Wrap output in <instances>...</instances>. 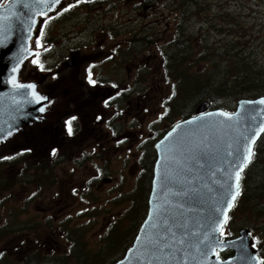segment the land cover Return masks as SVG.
<instances>
[{
  "label": "rangeland",
  "instance_id": "1",
  "mask_svg": "<svg viewBox=\"0 0 264 264\" xmlns=\"http://www.w3.org/2000/svg\"><path fill=\"white\" fill-rule=\"evenodd\" d=\"M95 1L88 0L91 10L87 13L81 1L66 0L64 6L68 3L72 8L61 12L63 6L52 15L50 18L55 20L54 23L47 30L48 34L40 38L46 20L43 21L34 43L38 53L43 54L42 58L39 63L37 53L23 71L26 81L43 77L41 90L48 96L62 99L61 94H66L65 97L71 100L59 101L56 111L49 114L50 119L46 121L51 131L56 130L57 147L64 149L66 162L51 172L49 169L39 172L35 178L41 181L31 183L15 181L21 162L0 168L4 177L0 189L1 232L9 226L11 229L16 226L30 229L2 235L0 264H26L28 256L37 258L34 264L55 263L71 248L70 242L64 238L66 224L82 230L87 249L105 248L103 239L106 233L128 211L125 195L136 190L141 147L148 139L164 136L163 132L169 129L170 121H165L163 116L165 103L173 92V82L167 81L161 70V46L174 38L180 15L164 7V0H102L104 5L94 8L98 3ZM192 11L187 26L195 32L193 44H201V50L204 48L203 53L194 48L196 56L201 54L213 59L217 55L222 58L237 55L256 62V68L264 72V0H200V8ZM150 34L158 41L150 50L146 49V53L128 63L124 54V60L110 66V61L117 58V48L125 49L135 35ZM232 44H236L235 49ZM103 54L105 58L95 61ZM72 55L81 59L76 77L72 69H63ZM143 67L150 71L147 81L141 82L149 86L148 93L145 97L131 98L130 106H124L127 108L124 116H119L122 111L117 112L110 102L113 96L129 90L135 81L134 74ZM102 78L108 84H101ZM79 92L83 99L73 101ZM62 110H71L72 119L84 126L80 129L78 123H73L74 135L69 141L62 135L65 134L62 127L68 114ZM96 118H115L116 122L127 118L128 123L123 126L116 123L121 136H112L96 125ZM60 129L64 130L61 135ZM80 131L86 134L82 136ZM11 146L5 149L10 151ZM83 152L89 159L74 162V157H82ZM7 153L0 155V160L6 158ZM36 155L40 160L41 156ZM103 158L111 162L104 172ZM48 177L54 182L51 187L47 184ZM247 192L248 202L254 209L249 206L242 212L240 208L232 226L235 229L245 224L244 228H251L255 234L256 244L264 246V174L248 178ZM120 225L117 242H124L133 232L128 233L127 221H121ZM107 258L111 259L106 254L104 261Z\"/></svg>",
  "mask_w": 264,
  "mask_h": 264
},
{
  "label": "water",
  "instance_id": "2",
  "mask_svg": "<svg viewBox=\"0 0 264 264\" xmlns=\"http://www.w3.org/2000/svg\"><path fill=\"white\" fill-rule=\"evenodd\" d=\"M65 2L0 0V155L9 151L5 149L9 145H24L28 136L46 130L47 116L56 111V104L69 100L66 94L57 99L42 91L43 77L26 81L22 76L39 52L34 43L40 24ZM80 64V57L72 55L63 69H72L76 77ZM261 100L264 97L242 99L233 113L210 110L204 102L193 117L177 122L156 142L147 216L133 244L115 264H259L248 229L231 239H223L222 231L238 199L231 209L226 207L235 190V171L244 162L249 142L255 140L254 153L264 133L260 132L264 126ZM227 251L233 255L219 257Z\"/></svg>",
  "mask_w": 264,
  "mask_h": 264
},
{
  "label": "trees",
  "instance_id": "3",
  "mask_svg": "<svg viewBox=\"0 0 264 264\" xmlns=\"http://www.w3.org/2000/svg\"><path fill=\"white\" fill-rule=\"evenodd\" d=\"M96 1L98 3L94 8L101 7L105 3V1L102 0ZM82 3L85 5L84 7L87 8V13L90 12L91 5L84 2ZM164 7L170 8L171 11L180 15V22L175 30L174 38L161 46V54L163 57V67L161 66V70L166 80L173 82V92L169 101L165 103L166 109L163 116L165 121H170L168 122L170 125L169 129L172 128L177 120H183L194 116L198 106L204 102H208L212 107L214 106L218 109L233 112L239 100L264 97V72L256 68V62L250 60L246 61L247 58H241L237 55H230L229 58H222L223 56L217 55L213 59L204 55L201 56V54L196 56L195 50L198 53H203L204 48L201 50V44H196V46L193 44L195 32L190 30L187 25L190 17L193 15L192 10L200 8V0H164ZM129 42L130 43L124 51L125 56L127 55L125 61L127 63L134 58L136 59L138 55L146 53L145 50H150L158 41L155 35L150 34L141 37H136L135 35ZM235 46L236 44H232L234 49ZM223 63H226L225 66H223ZM149 73L150 71L146 69V67L138 69L134 74L135 81L130 86L129 90L121 94L119 93L118 96H113L110 104L117 112L122 111V114H119V116H123L124 111L127 109L124 108L126 104L130 106L131 98L135 96H146L149 86L146 84L143 85L141 82L147 81L146 79ZM103 79L104 78H102L101 82L103 84H108V82ZM119 84L118 82L117 85ZM230 100H232L233 103H228ZM114 119L115 118H112L109 126L114 132L115 130L117 131L115 135L120 136L118 125L112 123ZM62 128L65 129V132L60 129L58 131L60 132L59 135H61L63 131L65 134L62 135L67 137L68 141L71 140L72 135H74L72 131L73 124ZM69 128L71 131H69ZM152 129L154 128L152 127ZM168 130H165L163 134ZM54 132H56V130L51 131L50 128H47L34 138V135L28 136L26 138L27 142L24 145L15 146V144H13L11 150L8 151L12 153L7 154L6 158L0 160V168L12 167L21 162V168L18 169L15 177L17 183L41 181L35 178L39 175V172L43 171L44 173L47 169L51 172V169L66 162L64 160L66 154L62 147H57V135ZM77 132L78 131H76V133ZM80 134L83 136L84 132H80ZM162 136L156 137L154 140L148 139L141 147L142 153L138 160L140 174L137 179L136 190L125 195L128 201L127 205H129L128 211L125 212L121 218L117 220L116 224L112 225L110 230L106 233V237L103 239L105 248L98 249L97 251L87 249L82 230L79 227L70 228L68 224H66L63 229L66 232L64 238L70 242L69 246H71V248L66 256L58 258V261L52 264H72V262L75 264H115L125 256L148 213V201L151 192L153 170L157 158L154 144L157 140L162 138ZM67 144L68 146H72L69 142H67ZM25 146L27 149H22ZM36 154L41 156L40 160H37L38 156ZM83 158L89 159V156L86 153L80 158L76 156L74 157V162L84 160ZM103 160L105 163L103 167L104 172L111 162L110 159L103 158ZM258 173L264 174V133L255 146L252 162L243 174L241 181V196L238 198L237 204L227 224V228L231 229V231L234 230V232H238L245 227V224H240L239 227L235 229H233L232 226L233 223H236V212L240 208L242 212L249 206L254 209V206L250 205L248 202V178L252 176L255 178V175ZM3 179V172L0 171V189L2 183H4ZM47 179L48 187L53 186L54 182L50 180V177ZM245 196L247 201L243 206L242 201ZM121 221L128 222V233L133 232V234H131L132 236H130L128 240L125 239L124 242H117L120 236L119 230ZM21 229L30 230L25 226H16L14 228L12 227V229L9 226L6 227L3 232H1L2 230L0 229V238L4 234L15 233V231ZM257 248L259 255L264 260L263 244L261 243V246L258 245ZM70 251H72L71 254ZM106 254H108L111 259L107 258V260L104 261ZM232 255V252L227 251L223 254L221 253L220 257L226 259ZM34 260L37 261L35 256H28L26 258L28 263L26 264H34Z\"/></svg>",
  "mask_w": 264,
  "mask_h": 264
},
{
  "label": "flooded vegetation",
  "instance_id": "4",
  "mask_svg": "<svg viewBox=\"0 0 264 264\" xmlns=\"http://www.w3.org/2000/svg\"><path fill=\"white\" fill-rule=\"evenodd\" d=\"M70 1V0H69ZM80 2L81 0H74V2ZM73 2V3H74ZM84 2V1H83ZM97 2V1H96ZM84 3H88V2H84ZM95 3V2H94ZM94 3H92V4H94ZM91 5V4H90ZM70 8H72L71 7V5L70 4H68V3H66V5L64 6V8L61 10V12L63 11V10H65V9H68L67 11H69L70 10ZM60 12V13H61ZM59 13V14H60ZM59 14H58V16H59ZM59 18V17H58ZM54 21L55 20H49V21H47L46 23H44L43 25V27H42V30H41V33H40V38H44L45 36H46V34H48V31L47 30H49V27H50V25L51 24H53L54 23ZM46 24V25H45ZM117 50V58H116V60H114V59H112L111 61H110V66L112 67L114 64H116V63H118V62H120L121 61V59L122 60H124V51H125V49L124 48H117L116 49ZM43 55V54H42ZM106 57V55L105 54H103L99 59H97V60H95V61H98V60H101V59H103V58H105ZM94 61V62H95ZM91 73V72H90ZM101 77H103L102 75H101ZM86 78L88 79L89 78V75H87L86 76ZM86 82V81H85ZM101 84H103V83H101ZM112 87V86H111ZM112 89H114L113 87H112ZM81 99H83V96L81 97V94H80V92L79 93H77V96H76V98L75 99H73L74 101L75 100H78V101H81ZM111 99V98H110ZM109 99V100H110ZM127 110V109H126ZM64 112H67L68 114L66 115V118L64 119V123H63V125L64 126H67V125H69L71 122H73L74 124L75 123H78L79 125H78V128H83L84 129V126H83V124L82 125H80V123H79V121L77 120V119H72V115H71V110H65ZM123 116H124V114H123ZM122 116V117H123ZM96 120H97V123H96V125L97 126H99V127H102L103 129H105L106 131H107V133L110 135H112V136H114V134L115 133H117V131L115 130V132L110 128V126H109V123H110V121H112V118L109 120V119H100V118H96ZM115 121V124L117 123L118 125H124L125 123H128V120H127V118H125L124 120H121V121H117L116 122V120L114 119L113 120V122ZM70 122V123H69ZM123 129V128H122ZM125 129V128H124ZM120 130V129H119ZM123 131V130H122ZM81 132V131H80ZM84 132V135L86 134V132L85 131H82V133ZM151 135V134H150ZM121 136V135H120ZM249 231H250V235H251V237H252V239H253V241H254V244H255V247H256V249H257V251H258V248H257V244H256V239H255V234L252 232V229L251 228H249L248 229ZM240 231V230H239ZM239 231L238 232H233V233H229V231L228 230H226L225 229V231L223 232V234H224V239H228V238H232V237H237L238 236V233H239ZM11 234V233H10ZM227 234V235H226ZM223 254V253H222ZM258 255H259V253H258ZM260 256V255H259ZM222 258V257H221ZM260 258H261V260H263V258L260 256Z\"/></svg>",
  "mask_w": 264,
  "mask_h": 264
},
{
  "label": "snow or ice",
  "instance_id": "5",
  "mask_svg": "<svg viewBox=\"0 0 264 264\" xmlns=\"http://www.w3.org/2000/svg\"><path fill=\"white\" fill-rule=\"evenodd\" d=\"M56 3H59V0H55ZM68 9H65V11H67ZM37 44L39 46V40L37 41ZM35 63V61H34ZM16 69H14L15 71ZM17 87H29V88H33L34 89V85H27V86H23V85H17ZM259 103L264 104V100H261ZM41 111H43V109H41ZM211 115V114H210ZM219 115L221 116H225L228 119H232V117L228 114V113H219ZM70 123V122H69ZM69 131H71V129L69 128ZM260 132H264V126H262L260 128ZM255 143V140H251L249 142V146L247 147V152L246 155H244L243 157V163H241L238 167V169L235 171L234 177H235V184H234V191L232 192L231 198L229 201L226 202V207L228 209H231L234 206V202L236 201L237 197L240 195V180H241V173L243 172V169L247 166V163L251 162L252 156L254 155L253 153V149H252V145ZM231 187V186H230ZM228 219L227 216V212L225 211L224 213V222H226ZM220 228L222 230L223 228V224L220 225ZM259 264H264V260H261L259 262Z\"/></svg>",
  "mask_w": 264,
  "mask_h": 264
}]
</instances>
